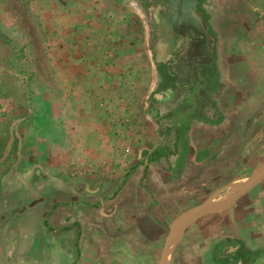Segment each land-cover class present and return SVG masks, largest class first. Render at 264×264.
I'll list each match as a JSON object with an SVG mask.
<instances>
[{
    "label": "crops",
    "instance_id": "obj_1",
    "mask_svg": "<svg viewBox=\"0 0 264 264\" xmlns=\"http://www.w3.org/2000/svg\"><path fill=\"white\" fill-rule=\"evenodd\" d=\"M160 1L83 0V66L49 5L47 68L0 128V264L264 263V177L239 190L264 168V0Z\"/></svg>",
    "mask_w": 264,
    "mask_h": 264
},
{
    "label": "rangeland",
    "instance_id": "obj_2",
    "mask_svg": "<svg viewBox=\"0 0 264 264\" xmlns=\"http://www.w3.org/2000/svg\"><path fill=\"white\" fill-rule=\"evenodd\" d=\"M104 1L109 2L110 0ZM95 2L97 4V0H85L89 8ZM51 3L64 4L68 9L70 18L73 19L72 24L81 29L72 41L71 64L77 65L81 62L83 66V0H0V77L2 76V80L6 83L1 92L8 97V104L5 105V113L7 114H2L3 110H0V128L3 126L5 119L12 115L11 113L18 115L22 112L18 110L21 106L16 102V97H23L29 92V89H24L22 92V89L16 86L17 82L23 77L32 80L39 68L42 70L47 68L48 59L42 54L41 50L47 47L48 36L42 39L41 30L42 27H49L47 13ZM47 31L45 30V33ZM74 31H78V29L74 28ZM33 67L34 72H31ZM36 90L38 91V89ZM8 113H10L9 117ZM1 133L4 136L0 137V143H3L5 134L4 132ZM1 154H3V150L0 151ZM21 154L22 152H16L17 159ZM254 155L256 157L259 155L257 158L260 161L263 160L261 158L263 154L254 152ZM72 172L80 173L81 171L72 169ZM262 172H264V168L261 170ZM229 177H232V175ZM256 260L257 258H254L255 262ZM179 262H181V259L178 260ZM253 264L264 263L256 262Z\"/></svg>",
    "mask_w": 264,
    "mask_h": 264
},
{
    "label": "flooded vegetation",
    "instance_id": "obj_3",
    "mask_svg": "<svg viewBox=\"0 0 264 264\" xmlns=\"http://www.w3.org/2000/svg\"><path fill=\"white\" fill-rule=\"evenodd\" d=\"M169 1V0H168ZM167 0L165 1V0H162V1H160L159 2V4H162V5H165V4H167V2H168ZM152 5H154V7L156 6L155 5V3H153ZM199 11V8L197 7V12ZM178 33H182L183 32V35L185 36V38L187 37L188 39H190V41H192V38L191 37H193V39H194V36L193 35H191L190 33H184V31H181V30H178L177 31ZM205 35H206V40L204 41V43H203V49H202V54H207L206 52H207V50H208V45H209V47H210V41H212L211 40V38H212V34L208 31V29H207V31H206V33H205ZM202 37H204L203 35L202 36H200V37H198L200 40L202 39ZM198 39V40H199ZM188 42H189V40H187ZM206 60V59H205ZM204 60V62H206ZM194 63V60L191 58V55L189 56V60H188V63H186L188 66H191L192 64ZM221 248L219 249V251L220 252H218V253H213V256H214V258H212L211 260V263L210 264H242L243 263V261L245 260V258H242L241 256H243V257H246V259H247V255H245V254H243L241 251H243V250H241L242 248H241V246L239 245V246H233V247H235L234 249H233V251L232 252H230V253H227V249H229L228 248V246L226 245V246H220ZM251 253V252H250ZM240 256V257H239ZM248 256H251L250 257V261L251 262H249V264H253V263H255V261L253 260L252 261V258H253V256L254 255H252V254H249ZM260 257V255L258 254L257 256H255L254 258H259Z\"/></svg>",
    "mask_w": 264,
    "mask_h": 264
},
{
    "label": "water",
    "instance_id": "obj_4",
    "mask_svg": "<svg viewBox=\"0 0 264 264\" xmlns=\"http://www.w3.org/2000/svg\"><path fill=\"white\" fill-rule=\"evenodd\" d=\"M192 1V3H190V6H191V10H193L194 9V4H193V2L195 1V0H191ZM194 14V16H193V14ZM188 17H190L191 19H193V18H195L196 19V17H198L196 14H195V12H192L191 11V13L188 15ZM198 19V18H197ZM199 20V19H198ZM260 170H262V169H260ZM262 177H264V172H262V173H259V174H256L255 176H253V177H251L250 179H249V181H247V183H243V184H241V185H239V190L242 192V191H244V190H246V189H248L251 185H253L256 181H258L259 179H261ZM235 198V197H234ZM234 198H232V199H230V200H233ZM210 200H208L205 204H203L202 206H200V207H198L197 209H195V210H193L190 214H188L187 216H186V218L184 219V222H183V225L185 226L188 222H190V220L193 218V217H199L200 215H203L204 213H205V208L207 207V205L208 204H210ZM227 202H229V199H228V201H225V202H223V203H221V204H219L217 207H219V206H221V205H223V204H225V203H227ZM169 243H170V241L168 242V244L167 245H169ZM166 249H167V246H166ZM169 257H167V259H166V264H169V259H168Z\"/></svg>",
    "mask_w": 264,
    "mask_h": 264
},
{
    "label": "trees",
    "instance_id": "obj_5",
    "mask_svg": "<svg viewBox=\"0 0 264 264\" xmlns=\"http://www.w3.org/2000/svg\"><path fill=\"white\" fill-rule=\"evenodd\" d=\"M241 250H243V249H241ZM243 254H245V255H249V254H252V255H254L253 257H255V256H257L258 255V253H250V252H248V251H245V250H243V251H241ZM247 255V259H246V257H243V256H241L242 258H245V260L243 261V263L242 264H249V262H251L250 261V257L251 256H248ZM240 257V256H239ZM254 260V258H252V261Z\"/></svg>",
    "mask_w": 264,
    "mask_h": 264
},
{
    "label": "bare ground",
    "instance_id": "obj_6",
    "mask_svg": "<svg viewBox=\"0 0 264 264\" xmlns=\"http://www.w3.org/2000/svg\"><path fill=\"white\" fill-rule=\"evenodd\" d=\"M180 237V234H177L176 237H175V240H178Z\"/></svg>",
    "mask_w": 264,
    "mask_h": 264
}]
</instances>
